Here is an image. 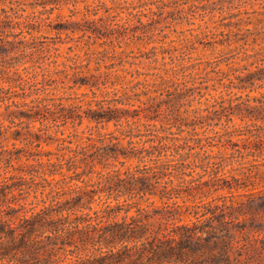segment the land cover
I'll return each instance as SVG.
<instances>
[{
	"label": "trees",
	"instance_id": "trees-1",
	"mask_svg": "<svg viewBox=\"0 0 264 264\" xmlns=\"http://www.w3.org/2000/svg\"><path fill=\"white\" fill-rule=\"evenodd\" d=\"M17 2L1 8L0 33L21 24L10 14ZM14 44L2 41L0 55ZM17 64L0 63V264H264V100L248 117L255 127L232 143L248 158L235 168L225 155L194 153L212 144L181 128L127 133V144L123 131L84 136L73 147L62 125L49 121L56 104L15 93L23 85ZM125 98L99 102L86 117L137 124L144 108ZM54 143V150L44 148ZM169 149L178 161L162 160ZM130 159L139 164L123 169ZM200 162L203 172L186 178Z\"/></svg>",
	"mask_w": 264,
	"mask_h": 264
},
{
	"label": "rangeland",
	"instance_id": "rangeland-1",
	"mask_svg": "<svg viewBox=\"0 0 264 264\" xmlns=\"http://www.w3.org/2000/svg\"><path fill=\"white\" fill-rule=\"evenodd\" d=\"M10 1L0 0V10ZM17 1L10 14L21 24L0 33V43L12 40L16 48L0 55V63H18L23 85L17 95L28 94V101L47 97L57 105L49 121L62 125L73 147L84 136L101 139L123 131L127 144V133L153 128L163 135L181 128L183 135L198 133L212 144L196 146L194 153L225 155L230 168L248 161L233 152L232 143H242L240 130L255 127L248 117L264 100V69L259 68L264 64V0ZM124 96L144 108L137 124L86 117L99 102L109 105ZM167 153L162 160H179L171 149ZM26 160L24 155L21 161ZM138 164L130 159L122 168ZM199 165L187 168L193 175L185 177L199 176Z\"/></svg>",
	"mask_w": 264,
	"mask_h": 264
}]
</instances>
